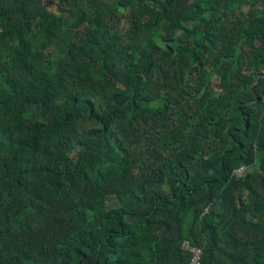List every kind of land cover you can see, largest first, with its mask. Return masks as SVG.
I'll list each match as a JSON object with an SVG mask.
<instances>
[{
  "label": "trees",
  "instance_id": "1",
  "mask_svg": "<svg viewBox=\"0 0 264 264\" xmlns=\"http://www.w3.org/2000/svg\"><path fill=\"white\" fill-rule=\"evenodd\" d=\"M48 4L0 0V264H264V0Z\"/></svg>",
  "mask_w": 264,
  "mask_h": 264
},
{
  "label": "built area",
  "instance_id": "2",
  "mask_svg": "<svg viewBox=\"0 0 264 264\" xmlns=\"http://www.w3.org/2000/svg\"><path fill=\"white\" fill-rule=\"evenodd\" d=\"M245 168L240 169L239 173H243ZM182 249L187 250L190 253V259L186 264H201L203 257V248L198 245L192 244L189 240H185L182 243Z\"/></svg>",
  "mask_w": 264,
  "mask_h": 264
},
{
  "label": "rangeland",
  "instance_id": "3",
  "mask_svg": "<svg viewBox=\"0 0 264 264\" xmlns=\"http://www.w3.org/2000/svg\"><path fill=\"white\" fill-rule=\"evenodd\" d=\"M45 1H46L47 3H49V4L52 3V0H45ZM49 4H48V5H49ZM53 8H54V6H52V5L49 6V9H50V10L53 9Z\"/></svg>",
  "mask_w": 264,
  "mask_h": 264
}]
</instances>
